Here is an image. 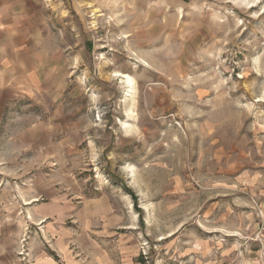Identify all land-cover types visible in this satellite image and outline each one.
Here are the masks:
<instances>
[{
	"label": "rangeland",
	"instance_id": "1",
	"mask_svg": "<svg viewBox=\"0 0 264 264\" xmlns=\"http://www.w3.org/2000/svg\"><path fill=\"white\" fill-rule=\"evenodd\" d=\"M35 8L52 53L5 109V177L72 179L114 264H264V0Z\"/></svg>",
	"mask_w": 264,
	"mask_h": 264
},
{
	"label": "crops",
	"instance_id": "2",
	"mask_svg": "<svg viewBox=\"0 0 264 264\" xmlns=\"http://www.w3.org/2000/svg\"><path fill=\"white\" fill-rule=\"evenodd\" d=\"M41 24L35 0H0V124L8 105L28 94L37 95L46 81L44 56L52 51L44 49ZM2 145L0 142V264H114L104 248L106 239L96 242L90 238L86 224V218L93 215L105 217L106 208H91L80 200L74 181L59 173L19 179L24 184L5 177L9 151ZM8 192L16 201L6 197ZM94 232L105 235L106 224ZM120 249L125 250L122 245ZM131 263L126 259L122 264Z\"/></svg>",
	"mask_w": 264,
	"mask_h": 264
},
{
	"label": "bare ground",
	"instance_id": "3",
	"mask_svg": "<svg viewBox=\"0 0 264 264\" xmlns=\"http://www.w3.org/2000/svg\"><path fill=\"white\" fill-rule=\"evenodd\" d=\"M95 12H96V10L92 11L91 14L94 15ZM115 76L116 77H121L123 79L125 78V82H126V86L125 87L128 89V93L126 95L128 96V98H132V96L134 94L133 84H132L131 80H129L127 74L124 75L122 73L116 72Z\"/></svg>",
	"mask_w": 264,
	"mask_h": 264
}]
</instances>
